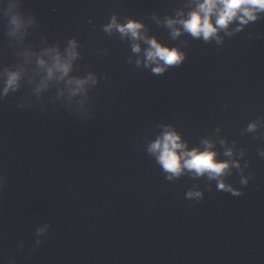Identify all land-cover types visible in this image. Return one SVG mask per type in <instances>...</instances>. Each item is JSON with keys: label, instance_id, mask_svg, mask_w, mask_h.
Segmentation results:
<instances>
[{"label": "water", "instance_id": "95a60500", "mask_svg": "<svg viewBox=\"0 0 264 264\" xmlns=\"http://www.w3.org/2000/svg\"><path fill=\"white\" fill-rule=\"evenodd\" d=\"M184 2L23 0L22 11L36 18L23 41L7 35V18L0 15V71L22 63L25 48L63 49L75 36L83 55L72 75L110 76L90 90L83 108L58 95L62 84L38 98L27 78L18 92L0 100V173L7 181L0 193V259L264 264V158L257 154L264 144L241 131L264 116V20L221 46L186 35L173 41L150 16L162 18ZM112 12L143 18L149 34L171 46L187 41V60L162 76L127 64L134 57L129 41L101 30ZM103 47L107 56L94 51ZM167 123L182 131L190 146L205 137L215 140L222 159L227 158L220 139L243 146L251 165L246 171L254 174L243 194L217 191L216 182L206 178L168 182L145 148ZM227 179L241 187L235 170ZM193 184L205 188L200 202L185 198ZM45 222L51 224L45 242L30 253L35 229Z\"/></svg>", "mask_w": 264, "mask_h": 264}, {"label": "clouds", "instance_id": "9594fccd", "mask_svg": "<svg viewBox=\"0 0 264 264\" xmlns=\"http://www.w3.org/2000/svg\"><path fill=\"white\" fill-rule=\"evenodd\" d=\"M22 7L23 0H7L6 4L4 0H0V15L7 18V35L17 41H23L28 28L36 23L35 16L26 15ZM150 18L168 29L173 41L186 35L191 40L221 46L226 38L243 32L250 24L264 20V0H186L179 7H173L170 14L161 18L152 12ZM101 30L108 37L129 41L134 57L129 56L127 64L148 70L152 75L162 76L170 68L182 66L188 58L185 51L187 41L183 42V47L164 43L156 35L149 34V26L143 18L112 12ZM252 36L253 34L249 33V37ZM255 38L260 37L257 35ZM82 47L80 40L71 36L63 49L59 44L39 52L30 48L23 49L20 53L22 63L13 67L6 66L0 71V100L18 92L27 78V82L34 85L33 93L38 98L54 83L62 84L58 95L69 103L75 100L83 108L91 100L90 90L95 88L101 79L108 80L110 76H98L93 71L84 76L72 75L75 62L83 55ZM99 49H102L104 56L109 54L107 47L94 51ZM17 107L24 109L26 105L18 103ZM224 107L227 109L228 105ZM158 127L160 131L147 141L145 148L168 182H175L182 176H188L192 180L206 178L209 182H216L217 191L239 197L243 194L242 188L254 178L251 171H246L251 166L246 159V149L238 146L237 141L233 140L229 144L226 138L219 140L224 149L222 155L227 158L222 159L215 148V140L205 137L199 144L190 146L185 134L174 124H160ZM215 130L219 133L221 129L217 126ZM241 131L253 134L255 140L264 144V116L250 120ZM257 154L264 158V146L257 149ZM234 170L240 177L241 187L234 186L227 179L234 174ZM6 182L5 175L0 173V193L3 192ZM205 188L211 190V183ZM205 188L193 184L185 192V198L200 202L205 197ZM50 228L51 224L45 222L35 229V240L29 249L30 253L35 252L36 248L45 242L44 237ZM19 247L23 249L24 243L21 242ZM0 264H16V261L15 258L0 259Z\"/></svg>", "mask_w": 264, "mask_h": 264}]
</instances>
